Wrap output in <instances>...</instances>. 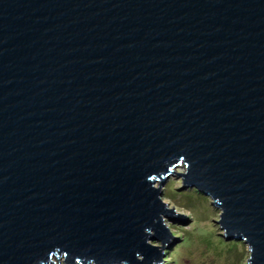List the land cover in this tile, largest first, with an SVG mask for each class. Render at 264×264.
I'll list each match as a JSON object with an SVG mask.
<instances>
[{"label": "water", "instance_id": "1", "mask_svg": "<svg viewBox=\"0 0 264 264\" xmlns=\"http://www.w3.org/2000/svg\"><path fill=\"white\" fill-rule=\"evenodd\" d=\"M173 174L264 264V0H0V264H166Z\"/></svg>", "mask_w": 264, "mask_h": 264}, {"label": "rangeland", "instance_id": "2", "mask_svg": "<svg viewBox=\"0 0 264 264\" xmlns=\"http://www.w3.org/2000/svg\"><path fill=\"white\" fill-rule=\"evenodd\" d=\"M175 172L185 173L186 167L182 165L175 169ZM182 181L179 176L173 174L168 176L162 187L163 199L168 204V208L176 213L188 215V219H173L164 216L167 230L181 233L183 239L180 242L169 244L170 250L166 251L163 257L175 260V264H247L250 255L247 246L244 244L245 247L235 248L230 245L233 241L239 240L227 238L225 232L221 230L218 224L220 210L214 206L211 198L199 191L209 200L194 197L200 200V205L193 209L184 208L186 203L177 194L192 193L197 189L194 186L179 189L178 186ZM168 186L172 189L166 190ZM65 259L64 256L62 264Z\"/></svg>", "mask_w": 264, "mask_h": 264}, {"label": "trees", "instance_id": "3", "mask_svg": "<svg viewBox=\"0 0 264 264\" xmlns=\"http://www.w3.org/2000/svg\"><path fill=\"white\" fill-rule=\"evenodd\" d=\"M172 189L171 187H167L166 190H170ZM196 189V188H195ZM179 195V197H181L183 199V202H185L186 204L184 205V208L187 209H193V207H197V205H200V200L199 199H206L207 201L209 200L207 197L203 196L199 191L197 190H193L192 193L190 192H185V193H180L177 194ZM196 197H199V199H195ZM230 245L232 247L235 248H240V247H245L244 243L241 241H233L232 243H230ZM228 246V243H227ZM168 258V257H167ZM166 264H170L171 261H168V259H165L164 261Z\"/></svg>", "mask_w": 264, "mask_h": 264}]
</instances>
